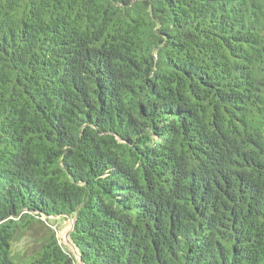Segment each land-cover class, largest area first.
Returning a JSON list of instances; mask_svg holds the SVG:
<instances>
[{
  "label": "trees",
  "instance_id": "obj_1",
  "mask_svg": "<svg viewBox=\"0 0 264 264\" xmlns=\"http://www.w3.org/2000/svg\"><path fill=\"white\" fill-rule=\"evenodd\" d=\"M0 264H264V0H0Z\"/></svg>",
  "mask_w": 264,
  "mask_h": 264
},
{
  "label": "rangeland",
  "instance_id": "obj_2",
  "mask_svg": "<svg viewBox=\"0 0 264 264\" xmlns=\"http://www.w3.org/2000/svg\"><path fill=\"white\" fill-rule=\"evenodd\" d=\"M51 223L56 227L57 230V237L59 243L61 244L64 250L70 251L76 258V251L71 246L70 241L68 239V234L71 230L72 220L71 219H58V220H51Z\"/></svg>",
  "mask_w": 264,
  "mask_h": 264
}]
</instances>
